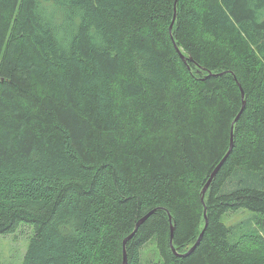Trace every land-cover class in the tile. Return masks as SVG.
Returning a JSON list of instances; mask_svg holds the SVG:
<instances>
[{
    "label": "trees",
    "instance_id": "obj_1",
    "mask_svg": "<svg viewBox=\"0 0 264 264\" xmlns=\"http://www.w3.org/2000/svg\"><path fill=\"white\" fill-rule=\"evenodd\" d=\"M146 213L126 264H264V0H0V235L122 264Z\"/></svg>",
    "mask_w": 264,
    "mask_h": 264
},
{
    "label": "rangeland",
    "instance_id": "obj_2",
    "mask_svg": "<svg viewBox=\"0 0 264 264\" xmlns=\"http://www.w3.org/2000/svg\"><path fill=\"white\" fill-rule=\"evenodd\" d=\"M27 231H29V228L21 227L15 232L0 235V264H22V257L24 256L29 236ZM147 243L149 244L147 249L144 248L142 252L143 259L146 255L145 253L151 254L154 250L153 247L155 248L153 240Z\"/></svg>",
    "mask_w": 264,
    "mask_h": 264
},
{
    "label": "water",
    "instance_id": "obj_3",
    "mask_svg": "<svg viewBox=\"0 0 264 264\" xmlns=\"http://www.w3.org/2000/svg\"><path fill=\"white\" fill-rule=\"evenodd\" d=\"M173 15H174V13H173ZM174 17H175V15H174ZM173 17V18H174ZM170 26H172V25H170ZM170 28V27H169ZM232 140H231V142L229 143V149H228V151L226 152V154L224 155V157H226L227 156V154L229 153V150L232 148ZM224 157H222V159L220 160V162L218 163V165L216 166V168L214 169V171H212V174H211V176H210V178L207 180V182L206 183H204V187L202 188V193H204L205 191H206V189L208 188V184L210 183V181H211V179H212V177H213V175L215 174V171L218 169V167L220 166V164L223 162V160L225 159ZM150 213V212H149ZM149 214L148 213H146L143 217H141L137 222H136V224H135V226H133V231L129 234V235H127L126 236V238H124V240H122L123 241V261H122V264H126V254H124L125 253V244H126V240L127 239H129L133 234H134V232H135V230L137 229V227L140 225V223L141 222H143L144 221V219L148 216ZM205 223H206V219H205ZM171 230H172V228H171ZM201 234L202 233H200V235H199V237L201 236ZM171 237H172V233H171ZM170 237V238H171ZM199 237H197V240H196V242H195V244L193 245V246H195L197 243H198V241H199ZM171 240V239H170Z\"/></svg>",
    "mask_w": 264,
    "mask_h": 264
}]
</instances>
